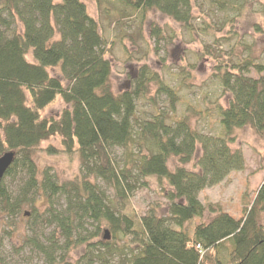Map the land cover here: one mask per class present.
I'll list each match as a JSON object with an SVG mask.
<instances>
[{
    "label": "trees",
    "instance_id": "1",
    "mask_svg": "<svg viewBox=\"0 0 264 264\" xmlns=\"http://www.w3.org/2000/svg\"><path fill=\"white\" fill-rule=\"evenodd\" d=\"M120 1L142 13L158 9L187 26L193 19L194 0ZM213 1L239 12L245 6L241 0ZM151 33L162 37L160 27ZM108 54L109 43L84 0H0V157L15 154L0 183V215L14 221L30 206L24 214L33 218V236L26 245L41 257L36 264H81L68 257L83 245L85 264H113L114 256V264H264V183L240 216L199 196L244 169V152L234 146L237 128L264 135V62L250 54L219 62L214 75L230 96L226 105L214 101L220 131L208 134L192 124L189 112L169 121L155 108L140 120L138 100L164 96L174 114L179 93L147 64L131 87L115 93ZM57 68L58 76L51 73ZM153 87L156 97L148 96ZM57 98L67 106L58 116H42ZM54 136L62 148L46 151L78 154L80 178L59 183L52 169L38 168L34 153ZM116 149L122 150L120 160ZM173 158L177 165L171 168ZM152 177L168 213L152 208L140 216L132 196L141 179ZM103 229L110 239L101 238ZM0 264H8L1 251Z\"/></svg>",
    "mask_w": 264,
    "mask_h": 264
},
{
    "label": "rangeland",
    "instance_id": "2",
    "mask_svg": "<svg viewBox=\"0 0 264 264\" xmlns=\"http://www.w3.org/2000/svg\"><path fill=\"white\" fill-rule=\"evenodd\" d=\"M84 2L109 43L107 58L112 63L111 86L115 93L131 87L133 77L143 64L157 71L179 93L180 100L174 114L169 111L164 96L156 100H138L137 115L140 120L150 118L155 108L169 114V121L172 117H181L189 112L192 124L198 130L208 134L217 133L220 126L218 116L212 109L214 101L219 100L226 105L230 95L222 93L214 75L216 66L223 57L232 63L248 54L264 62V0H241L245 5L241 12L231 8L230 3L221 7L213 0H194L190 26L158 9L145 13L135 11L124 6L120 0ZM153 26L161 28V38L152 35ZM20 27L17 24L18 30ZM27 58L34 60L32 50L28 52ZM59 72V68L51 69L54 75L58 76ZM249 75L256 76V73L252 71ZM154 89L148 96H155ZM66 106L61 98H57L43 110L42 116H58ZM235 132L237 140L234 146L241 147L244 152V169L231 172L225 180L206 188L199 196L204 203H219L224 210L240 216L264 183V135L258 134L250 126L237 128ZM49 146L61 149L60 137L54 136L43 141L36 150L34 158L38 168L41 171L52 169L59 183L80 178L79 155L50 153L46 151ZM199 154L200 149L197 152ZM113 156L120 160L122 150H114ZM176 165L177 159H171V168ZM96 182L109 194L112 193L104 181L98 179ZM6 183L11 189H16V182L8 178ZM132 204L140 216L152 208L159 215L168 213V202L154 177L141 179L140 187L132 196ZM30 210V206H25L14 221L0 215V251L8 264H36L41 261V257L26 245V238L33 236L30 229L33 218L24 214ZM53 229L54 226L46 232ZM103 235L104 229L101 238ZM86 250L87 245L75 247L70 251L68 260L76 263L80 259L81 264H85L86 259L82 257ZM117 259L114 256L112 263H116Z\"/></svg>",
    "mask_w": 264,
    "mask_h": 264
},
{
    "label": "water",
    "instance_id": "3",
    "mask_svg": "<svg viewBox=\"0 0 264 264\" xmlns=\"http://www.w3.org/2000/svg\"><path fill=\"white\" fill-rule=\"evenodd\" d=\"M15 158L13 152H7L0 157V183L3 180L7 170L12 165ZM104 239H110L108 230L105 231Z\"/></svg>",
    "mask_w": 264,
    "mask_h": 264
}]
</instances>
